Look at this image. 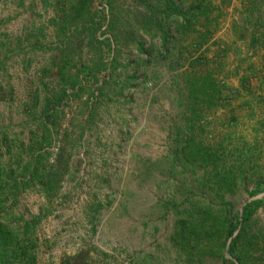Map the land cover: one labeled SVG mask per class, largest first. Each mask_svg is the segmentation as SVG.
<instances>
[{"label": "rangeland", "instance_id": "374dc122", "mask_svg": "<svg viewBox=\"0 0 264 264\" xmlns=\"http://www.w3.org/2000/svg\"><path fill=\"white\" fill-rule=\"evenodd\" d=\"M72 1L0 0L5 193L7 182L14 183L12 172L19 175L33 156L39 116L49 91L57 87L66 52L73 57L72 74L86 84L54 126L45 165L60 171L56 192L50 195L35 182L5 200L0 216L7 215L23 234L26 223L37 217L23 235L36 264H222L223 233H215L211 244L201 235L186 245L181 234L187 229L181 225L208 203L217 225L225 202L232 204V214L241 213L259 183L264 190V0H175L183 10L200 6L210 14L203 23V16L195 19V31L185 32L176 31L173 15L156 14L177 38L170 49L158 27L144 23L149 6L163 8L165 0H91V15L105 20L98 36L112 38L121 64L117 74L123 72L113 80L109 70L102 71L96 83L90 78L95 53L88 32L78 33L81 24L61 31ZM233 1L254 7L260 21L237 29L219 25ZM131 30L145 41L146 53L128 39ZM201 36H206L203 47L195 43ZM169 52L184 55L170 60ZM105 53L107 62L112 53ZM128 76L137 78L125 88ZM207 77L211 81L203 86L201 79ZM194 79L201 81L196 89L205 91L196 99L189 88ZM101 85L103 94L97 90ZM188 136L218 154L215 166L184 162ZM62 148L68 149L64 158ZM214 171L220 178L227 173L238 178L233 192L217 193ZM262 233L264 211L259 209L247 227L254 243L249 264H264Z\"/></svg>", "mask_w": 264, "mask_h": 264}, {"label": "trees", "instance_id": "16d2710c", "mask_svg": "<svg viewBox=\"0 0 264 264\" xmlns=\"http://www.w3.org/2000/svg\"><path fill=\"white\" fill-rule=\"evenodd\" d=\"M91 0H73L70 9L67 11L66 16L60 22L61 31L65 33L69 26L72 24H81L78 27V33L84 34L88 32L86 38L89 39L88 43L94 49V59L93 64L90 69V78L93 82H99V76L102 71L109 70V77L113 80L119 78L123 72L117 74L118 67L121 66L117 55L119 51L115 48L112 38H100L98 33L102 30L104 26V18H94L90 13ZM208 8L203 10L202 7H190L187 10H183L182 6L178 4L175 0H165L163 8H154L152 5L149 6V13L144 16L145 26L149 28L150 25H156L162 35V40L164 46H167L173 39L171 35L170 28H164L165 25L162 19L157 17L156 14L161 15H173L176 17L174 21L177 24V32L194 30L195 31V19L199 18L201 15L207 14ZM103 19V20H102ZM181 19V20H180ZM113 25V20L110 22L111 27ZM78 26V25H77ZM128 39L133 45H136L141 52L146 53L145 41L138 39L134 30L128 33ZM206 42V36H201V42L199 46H202ZM68 49L72 50L73 46L71 41H68ZM114 46V47H113ZM105 52H111V57L107 62H104L106 57ZM67 53V52H66ZM65 53L61 60L60 68L58 71L57 87L54 90H48L49 96L46 97V102L41 115L38 120V131H40V136L36 139V149L32 152L33 156L31 160L26 162L21 168L19 175H16L14 171L12 172L14 176V183L10 186L7 182L8 193L4 191V179L0 174V194L5 195L0 201V210L4 211L3 202L8 200L10 197L16 198L18 192L27 189L35 182L41 183L46 186L47 192L53 195L56 192L59 184L60 171H51L46 168L45 161L46 155L49 154L48 148L52 146L54 140V130L57 119H59L60 114L63 112L64 108L68 106V100L77 98L80 94L86 90V84L84 79L80 77L79 74H72L71 66L73 63V57L70 53ZM136 76H128L125 78L124 86L125 88L130 86L131 80L136 79ZM196 79V78H195ZM193 80L190 82V97L196 99L197 92H203L202 89H196L200 85L199 80ZM90 80V81H91ZM203 81V86L205 83L211 81L209 77ZM213 83V81L211 82ZM105 86H99L98 91L103 94ZM91 97L97 98L95 92H91ZM213 98V96H210ZM90 110V115L92 114ZM91 116H89L90 118ZM62 154L60 157L66 156L68 154L67 148L61 149ZM184 162H188L191 165L200 164L201 166H206L207 164H217L219 156L216 153H211L209 148L201 146V144L195 142V140L188 136L186 137V146L184 149ZM67 160V157H66ZM68 161V160H67ZM65 169H68L69 164L67 162ZM217 166L215 167V169ZM214 178L217 179V193L233 192L235 185L237 184V177L234 174L227 173L223 178L214 171L212 173ZM9 176V175H8ZM262 184H258L249 194L250 200L247 202L241 213L232 214L230 208L232 204L225 202L223 209L222 219L219 224L215 225L212 221V204L208 203L205 207L201 208L198 213L189 214L191 219L187 224L180 223V225L187 229L183 232L182 243L190 244L193 239H197L199 236L204 235L209 238L210 244L213 242V236L215 233H223L225 235V243L222 247H219V255H221L222 264H249L250 255H252L253 241L250 239L249 234H247V227L251 224L254 214L262 209L264 211V190L261 188ZM5 193V194H4ZM263 194V195H262ZM224 202V201H223ZM1 211V212H3ZM6 216H0V264H15V263H25V264H36V255L32 252L31 243L27 239V234L29 229L35 227L38 220L37 217L33 218L32 221L27 222L25 228V233L23 234L19 229L13 227L8 221H6ZM263 234V235H262ZM262 239L264 241V233H262ZM26 235V236H23ZM232 239L231 243L228 245L229 240ZM228 245V247H227ZM210 247H213L210 245ZM227 247L228 256L224 255V250ZM223 248V249H222ZM212 250V248H211ZM211 250L209 253H211Z\"/></svg>", "mask_w": 264, "mask_h": 264}, {"label": "crops", "instance_id": "0c3cea01", "mask_svg": "<svg viewBox=\"0 0 264 264\" xmlns=\"http://www.w3.org/2000/svg\"><path fill=\"white\" fill-rule=\"evenodd\" d=\"M226 11H227L228 17H226L225 20H221V19L219 20V25L225 26L226 28L237 29L240 26L242 28L249 27V25H253V24L257 23V21H260L257 13L255 12V8L254 7L252 8V6L251 7L248 6L246 2L242 5V1H241L240 6L238 7V6H235V1H233V4L230 6V8H227ZM209 14L210 13H207V16H209ZM201 16H203V17L200 18V20L198 18V20L200 21V23H203V18H204V16H206V14L201 15ZM221 18H223V17H221ZM172 38H173V36H172ZM195 38L197 39V37H195ZM176 39L175 40L173 39L170 42V45L168 44L165 47L166 48L169 47V49H170V46L173 43H176ZM195 43H196V45H199L198 43H200V41L196 40ZM199 47H203V45L199 46ZM179 53L180 52H177V54L171 55V53L169 52V59L172 60L173 58L178 57ZM180 55H184V54L180 53ZM173 67L177 68V67H179V65L174 63Z\"/></svg>", "mask_w": 264, "mask_h": 264}, {"label": "water", "instance_id": "95a60500", "mask_svg": "<svg viewBox=\"0 0 264 264\" xmlns=\"http://www.w3.org/2000/svg\"><path fill=\"white\" fill-rule=\"evenodd\" d=\"M244 205H245V204H244ZM244 205H243V207H244ZM232 239H233V237L229 240V244L231 243ZM229 244H228V245H229Z\"/></svg>", "mask_w": 264, "mask_h": 264}]
</instances>
